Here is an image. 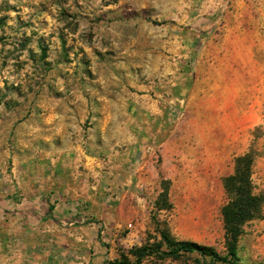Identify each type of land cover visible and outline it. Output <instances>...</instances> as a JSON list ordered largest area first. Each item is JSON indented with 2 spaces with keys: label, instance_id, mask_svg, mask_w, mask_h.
Listing matches in <instances>:
<instances>
[{
  "label": "rangeland",
  "instance_id": "obj_1",
  "mask_svg": "<svg viewBox=\"0 0 264 264\" xmlns=\"http://www.w3.org/2000/svg\"><path fill=\"white\" fill-rule=\"evenodd\" d=\"M226 25L255 32L264 0H0V264H134L165 230L225 254L236 157L255 153L264 195V75L246 97L216 80ZM161 181L168 211L154 208ZM238 257L264 264V219Z\"/></svg>",
  "mask_w": 264,
  "mask_h": 264
},
{
  "label": "trees",
  "instance_id": "obj_2",
  "mask_svg": "<svg viewBox=\"0 0 264 264\" xmlns=\"http://www.w3.org/2000/svg\"><path fill=\"white\" fill-rule=\"evenodd\" d=\"M255 158V153L251 151L236 157L233 174L223 179L226 202L220 213L224 229V255L195 243L174 241L165 230L160 231L161 239L157 245L143 246L134 251V264H140L150 256L160 255L176 260L183 254H196L208 260V264H238V244L244 235V227L250 222L264 219V195L256 192L251 180ZM161 188L154 208L168 211L171 209L168 202L169 182L161 181Z\"/></svg>",
  "mask_w": 264,
  "mask_h": 264
},
{
  "label": "crops",
  "instance_id": "obj_3",
  "mask_svg": "<svg viewBox=\"0 0 264 264\" xmlns=\"http://www.w3.org/2000/svg\"><path fill=\"white\" fill-rule=\"evenodd\" d=\"M226 25L227 35L225 43L229 45L230 56L227 61V65L230 66V71L225 72L223 76H217L218 82H223L224 85L230 88H237L231 92L232 96L248 94V88L251 85L257 83L258 79L262 82L264 75V65L263 60L256 56V53L262 52L264 54V25H256L255 32L251 25ZM210 99L219 97V99L224 98L221 101L227 100V91L224 93L220 91L210 94ZM232 101L235 98H230ZM73 204L70 202H65L61 206L57 207L59 216L69 215V210ZM56 208V209H57ZM56 211L51 212V216L55 218Z\"/></svg>",
  "mask_w": 264,
  "mask_h": 264
}]
</instances>
